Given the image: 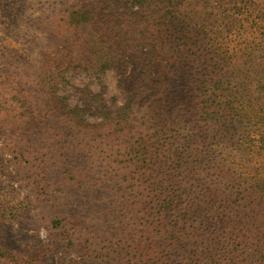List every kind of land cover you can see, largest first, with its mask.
Returning <instances> with one entry per match:
<instances>
[{"label":"rangeland","instance_id":"374dc122","mask_svg":"<svg viewBox=\"0 0 264 264\" xmlns=\"http://www.w3.org/2000/svg\"><path fill=\"white\" fill-rule=\"evenodd\" d=\"M177 1L224 68L169 0H0V264H264V0Z\"/></svg>","mask_w":264,"mask_h":264},{"label":"trees","instance_id":"16d2710c","mask_svg":"<svg viewBox=\"0 0 264 264\" xmlns=\"http://www.w3.org/2000/svg\"><path fill=\"white\" fill-rule=\"evenodd\" d=\"M166 0H163V2ZM184 1V0H183ZM220 3H224V5L229 4V0H219ZM237 2V1H235ZM240 8L238 7V12L236 14L230 13L228 12V8L226 7L225 10L223 11L225 16H229L232 15L233 17H238L239 14H245L244 16V21L246 23V31L248 32V34L254 35V33L256 32L255 29V25L259 22L262 24V26H260L259 28L262 30L258 36V39H254L253 41H250V38L247 37L245 38V45L246 47L244 48V50L246 49L247 57H251V56H255L256 54L260 57L261 62L258 63V68L262 69V80L261 82H259V87L257 89V93L258 96H256L252 101L254 104H252L254 107H256V109L259 111V113L263 114L262 119H264V18H261L260 20H256L252 17H250V14L248 12V9H246L245 11H241V8H248L247 7V3H245L243 5V1H238ZM170 6H172V12L173 14V21L171 23V25H168L167 20L164 19L162 20L159 24L161 25V29L163 31L164 35H167L168 31H170V29H172L174 35H175V40L179 41L182 38L187 39V41L191 43L192 48L193 47H197L198 42L200 40L206 41V45L205 48H201L200 46H198L197 48H193L192 52L195 53L194 51H201L204 52L205 54L208 55V60L205 62V66L203 67V70H207L208 68H224L225 65V61L226 59H229V57H231V53H229V51L231 50L229 47H227V45L223 44V42L225 43V37H221L218 35H210L209 34V30H205V32L201 31V28L198 27H194L191 28L190 27V23L189 21H186L184 19H182V16L179 13V8L177 7L180 3H178L177 0H169ZM237 4V3H236ZM167 15V13H166ZM165 15V16H166ZM249 30V31H248ZM229 55V56H228ZM227 64V62H226ZM208 69V71H209ZM205 77L206 78L208 76L207 73H205ZM203 73H201V75L195 78V80H203ZM200 82V81H198ZM200 104H202L201 107V111L202 114H205L208 116L207 113V106L204 104V101H202ZM102 116L104 117H108V114L106 112L102 113ZM264 192V190H263ZM174 194L173 190H166V193L164 194V202H170V200L172 199ZM173 204V203H172ZM163 207H165L164 203L162 205Z\"/></svg>","mask_w":264,"mask_h":264}]
</instances>
